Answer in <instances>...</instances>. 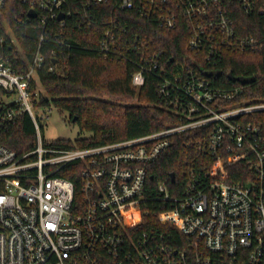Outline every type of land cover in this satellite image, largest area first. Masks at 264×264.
Wrapping results in <instances>:
<instances>
[{
    "label": "built area",
    "instance_id": "obj_1",
    "mask_svg": "<svg viewBox=\"0 0 264 264\" xmlns=\"http://www.w3.org/2000/svg\"><path fill=\"white\" fill-rule=\"evenodd\" d=\"M7 2L0 0V134L28 115L37 144L24 154L0 144V264H264V127L247 120L264 114V100L235 103L247 85L216 86L205 75L228 52L263 50V39L245 34L236 21L238 12L257 15L264 32V0H22L28 19L44 32L70 23L90 29L99 21L100 53L126 58L127 43L140 58L133 85L141 88L146 74L157 75L165 106L180 116L179 125L162 131L83 149L45 143L35 111L50 114L54 106L36 105L39 93L31 88L45 56L39 49L26 60L3 15ZM129 12L164 30L180 29L197 54L195 64L185 63L170 78L161 53L144 52L139 35L126 40ZM11 61L27 69L17 73ZM204 130L213 167L192 174L179 198L159 183L171 208L143 229L148 167L174 136ZM238 163L249 169L242 182L230 178ZM74 164L81 168L80 204L74 183L59 176Z\"/></svg>",
    "mask_w": 264,
    "mask_h": 264
},
{
    "label": "trees",
    "instance_id": "obj_2",
    "mask_svg": "<svg viewBox=\"0 0 264 264\" xmlns=\"http://www.w3.org/2000/svg\"><path fill=\"white\" fill-rule=\"evenodd\" d=\"M27 10L28 6L22 0H8L3 15L28 62L33 60L39 49L45 56L36 80L31 83L34 94L36 91L39 93L38 96L34 95V103L44 106L51 104L67 112L70 123L78 125L81 132L90 135L75 141L56 140L52 142L55 146L62 149L99 147L136 139L181 123L180 116L169 110L159 95L157 88L160 78L157 75L146 74L145 84L141 88L133 85L132 75L138 69L136 61L140 58L127 43L121 48L126 58L115 54L104 57L100 53L103 28L99 21L90 29L80 30L70 23L62 29L54 25L52 31L46 29L44 32L37 21L28 19ZM124 16L128 18L126 40L139 35L144 52L161 53L160 61L170 72V78L185 63L191 66L195 64L197 54L188 49V37L183 36L180 29L164 30L140 19L133 12ZM236 23L245 34L264 41L261 17L238 12ZM43 34L46 42L41 44ZM55 35H58V39H55ZM52 51L57 53L56 63L51 58ZM226 57L217 67L223 76L209 80L216 86L234 87L240 84L233 82L231 77H255L256 81L245 86L244 94L235 103L264 100V48L250 52L231 51ZM10 63L17 73L27 69L23 61ZM196 63L206 67L202 60ZM247 120L261 123L264 127V114L249 116ZM207 139V130L178 134L171 139L170 147L159 160L148 167L143 229L155 222L157 214L171 208L170 203L161 199L157 189L159 183H165L171 196L179 198L192 174L198 175L202 169L213 167L215 159L208 152ZM0 144L19 154L33 150L37 138L31 118L24 115L15 126L2 130ZM247 169L244 163L236 164L230 169V178L242 182ZM80 173L81 168L74 164L59 174L74 183L76 204L81 203ZM172 174L175 175L174 181ZM173 233L177 235V232Z\"/></svg>",
    "mask_w": 264,
    "mask_h": 264
},
{
    "label": "rangeland",
    "instance_id": "obj_3",
    "mask_svg": "<svg viewBox=\"0 0 264 264\" xmlns=\"http://www.w3.org/2000/svg\"><path fill=\"white\" fill-rule=\"evenodd\" d=\"M5 102L7 105H10L14 102V99H5ZM35 113L41 119L42 135L47 144L61 139L75 141L78 138L90 136L88 133L81 132L78 125L70 123V117L67 112L61 111L56 107L52 108L50 114L47 110H36ZM46 114L49 116L48 119L44 118Z\"/></svg>",
    "mask_w": 264,
    "mask_h": 264
},
{
    "label": "water",
    "instance_id": "obj_4",
    "mask_svg": "<svg viewBox=\"0 0 264 264\" xmlns=\"http://www.w3.org/2000/svg\"><path fill=\"white\" fill-rule=\"evenodd\" d=\"M29 18L31 19H35L36 18V12L35 11H30L28 14ZM63 15H61L60 20L63 19ZM56 63V60L54 61ZM207 77L211 78V77H221L223 76V72L218 70V71H208L205 74ZM231 80L233 82H238L241 85H251L252 83H254L256 81L255 77H231ZM73 122H75V120H73ZM172 181H174L175 179V175L172 174L171 175Z\"/></svg>",
    "mask_w": 264,
    "mask_h": 264
}]
</instances>
